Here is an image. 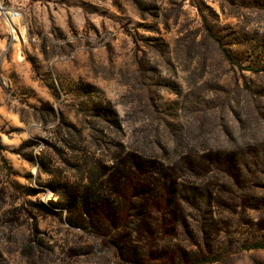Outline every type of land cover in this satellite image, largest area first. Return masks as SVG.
Segmentation results:
<instances>
[{"label": "rangeland", "instance_id": "obj_1", "mask_svg": "<svg viewBox=\"0 0 264 264\" xmlns=\"http://www.w3.org/2000/svg\"><path fill=\"white\" fill-rule=\"evenodd\" d=\"M0 6V264H136L119 243L138 214L164 229L135 235L138 264H264V71L219 47L264 67V0ZM168 164L218 198L177 231L143 213Z\"/></svg>", "mask_w": 264, "mask_h": 264}, {"label": "trees", "instance_id": "obj_2", "mask_svg": "<svg viewBox=\"0 0 264 264\" xmlns=\"http://www.w3.org/2000/svg\"><path fill=\"white\" fill-rule=\"evenodd\" d=\"M217 42L219 41L217 40ZM219 47L222 50L225 59L228 60L229 63L233 64L234 66H237L242 70H247L254 73H260V72L262 73L264 71V67L262 66H258L257 68L249 66L248 68L244 69L241 63L233 60V57L223 47L221 46ZM177 143L179 142L177 141ZM174 149H178V148H174ZM219 162H220L219 160H216L215 162H211V164L213 166H216V168H218L221 167ZM153 163L155 165L159 164L161 167L160 170L165 171L164 168L166 167L164 163H162L161 161H156ZM113 167L116 168L117 165L115 166L114 164ZM113 167H111L110 170L111 169L113 170ZM136 167H138V165H136ZM249 167H247V169ZM166 171H169L170 174L169 175L162 174L159 180L155 179V183H159L157 189L153 188L155 186L154 175L157 176V174L146 176L145 188L147 187V191L142 194L147 196V200L145 201L146 207H144L145 210L143 211V213L147 212V208L149 205L150 207L153 208L154 211H157L158 213L162 212L168 214L169 217L172 219L171 223L173 224V229H172L173 231H177L176 227L178 226L188 228L189 225L187 221L188 219L187 216L188 215L191 216L192 214H194V211H201V212L209 211L210 213H212L211 203H215L218 201L217 194L215 192L216 191L215 185H213L212 183L208 184L206 181L200 184L199 183L189 184V185L185 184L182 181L183 180L182 177H184V175H182V172H186L184 168H181L180 171H178L177 168L172 167L170 164H168ZM165 198L167 199L166 202H164ZM203 205H205L206 208H203ZM148 214L149 212H147L146 216ZM142 215L143 214H138L134 222H131V224H129V226L131 227L129 236H125L123 239H121V241L122 240L125 241L120 242L119 243L120 245L117 244L119 245L120 249H124L126 251V255H125L127 257L126 259H128V261L132 260L136 264H138L137 261H147L148 253L144 254V258L139 256L138 254L139 252L136 250L137 246L136 244H134L133 239H136L137 240L136 242H138L140 241L141 236L134 238L135 235L139 234V231L141 232L142 229H146L147 232L154 231V233L156 234L160 233V231L162 230L164 232V229L163 228L161 229L160 226L155 223V221L152 222L151 225H148L144 221V218H146L145 215L144 216ZM140 226H143V228H140ZM156 243L158 247L159 242ZM261 248H264V245L256 244L251 249H261ZM145 249H146L145 246L142 247L141 252L145 251ZM166 258L167 261H164L165 264H213L215 262H218L221 259V256H219L218 254L215 255L214 257H210V256L201 257L198 255V253L184 250V252L179 253L178 256H176V258L174 254L166 255ZM172 258H175V260H173Z\"/></svg>", "mask_w": 264, "mask_h": 264}, {"label": "built area", "instance_id": "obj_3", "mask_svg": "<svg viewBox=\"0 0 264 264\" xmlns=\"http://www.w3.org/2000/svg\"><path fill=\"white\" fill-rule=\"evenodd\" d=\"M0 9L4 12V14L6 15V18L8 19V21L12 24V22H11V17L10 16H8V13H5V10H4V8L2 7V6H0Z\"/></svg>", "mask_w": 264, "mask_h": 264}]
</instances>
